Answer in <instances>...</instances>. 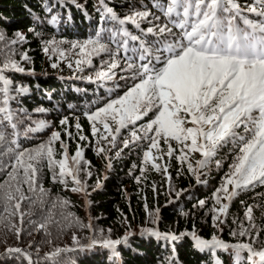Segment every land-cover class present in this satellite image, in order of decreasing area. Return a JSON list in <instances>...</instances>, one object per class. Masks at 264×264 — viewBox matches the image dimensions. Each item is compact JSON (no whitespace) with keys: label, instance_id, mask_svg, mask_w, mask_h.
I'll list each match as a JSON object with an SVG mask.
<instances>
[{"label":"snow or ice","instance_id":"snow-or-ice-1","mask_svg":"<svg viewBox=\"0 0 264 264\" xmlns=\"http://www.w3.org/2000/svg\"><path fill=\"white\" fill-rule=\"evenodd\" d=\"M68 3L86 18H92L77 0H45L43 11L50 16L36 15L34 23L37 26L60 24L59 8ZM123 6L128 10L122 14L109 0H96L94 9L98 20L92 36L74 42L55 37L42 39V51L50 58L67 61V66L78 73L94 68V60L99 59V70L94 77L83 78L101 86L111 82L112 87L107 92H117V95L85 115L91 122L92 135L99 134L97 144L104 141L116 148L122 130H129L127 138L121 137L123 148L115 153L117 157L123 149L138 147L147 141L144 164L151 162L156 171L167 173V166L162 169L156 161L171 157L177 151L171 143L175 141L182 163L189 153L200 154L201 159L195 161V167L191 162L187 164L188 171L199 181L209 161L221 149L231 148L233 160L217 189L215 204L218 207L212 209L213 220L222 224L221 217L227 216L235 197L264 186V0H137L135 3L127 0ZM0 23H3L2 18ZM28 31L37 38L44 37V32L35 27ZM27 41L28 36L19 30L9 36L0 29V173L4 174V179L0 180V204L8 213L7 219L15 221L12 228L17 239L25 231V217L31 214L24 206H43L47 202L48 192L42 183L45 169L53 183L67 187L71 180L75 185L71 189L73 192L87 193L81 173L92 177L91 164L84 159L83 149L78 145L76 152L69 156L68 145L61 139L60 131H52L47 141L34 148L22 147L21 137L27 139L29 134L53 127L48 120H39L32 122L35 126L29 124L21 130L20 126L30 116L25 109H19L18 114L11 107L12 101L30 92L27 86L14 85L11 74H35L34 69H27L22 63H32L28 51L20 50ZM64 44H68V48H62ZM69 51L75 54L74 60H69ZM58 66L57 62L51 64L53 68ZM122 87L124 91L119 94ZM57 108V105L37 107L35 111L50 113ZM145 117H148L145 123H138ZM59 124L64 127L68 139H73L68 130L69 118L62 117ZM6 126L12 129L10 134ZM75 128L79 140L86 141L87 137L80 134L81 125L76 123ZM161 140L167 145L166 150L161 148ZM57 142L62 149L60 153L55 148ZM108 150L103 146L97 149L101 154ZM153 150H156L155 155ZM108 161L110 168L111 157ZM215 163L221 166L220 160ZM137 182H140L139 177ZM99 187L98 181L96 188ZM51 203L55 209L66 207L69 202L57 198ZM204 204L205 201H199L200 207ZM253 212L254 206L249 205L245 212L248 226L241 225L238 233H232L247 237L248 242L232 244L215 235L204 239L195 231L162 233L155 228H146L141 234L167 242L173 253L175 243L187 236L200 251H232L235 264H240L244 252L250 264H264V246L256 247L260 231L256 230ZM156 213L158 218L159 209ZM62 215L65 220L73 216L71 213ZM49 220L55 222L54 217L46 218L37 225L38 229H46ZM85 227L92 225L89 223ZM134 235L129 231L122 238L112 239L101 234V238L93 236L86 245H81L74 235L73 243L78 249L56 248L39 259H34L31 252L21 247H7L0 255L26 261V264H41V260L51 261L65 251H86L100 246L119 258L120 246H129ZM35 252L39 256V248ZM169 264H176L175 256ZM215 264L222 262L217 258Z\"/></svg>","mask_w":264,"mask_h":264},{"label":"trees","instance_id":"trees-1","mask_svg":"<svg viewBox=\"0 0 264 264\" xmlns=\"http://www.w3.org/2000/svg\"><path fill=\"white\" fill-rule=\"evenodd\" d=\"M44 2L45 0H0V18L3 19V23H0V29H3L9 36H12L17 30L28 36V41L20 46V49L21 51H28L32 58V63L26 68L34 69V72L38 73L35 77L19 75L16 76L18 78L13 75L14 73L11 74L15 85H24L30 89L26 96L12 101L13 110L19 114V109H25L30 116L36 113L35 109L37 107L51 108L53 105H57L58 108L55 111L41 113L44 116H40V118L44 119L49 114L51 115V121L57 124L62 117L67 116L69 121L78 119V123L80 125L82 123L86 128L90 124L85 113L94 111L105 101L115 98L117 92L109 94L102 88L98 89L87 84L83 81L84 79H78L79 82H65L58 80L56 76H52L67 73L68 69L60 71L64 66L57 57L56 62L59 66L57 68L49 66L51 58L49 54L42 51V39L55 37L57 40L63 39L69 42L88 39L92 36L98 20V13L94 9L96 0H77L78 4H82L86 8L92 17L91 19L86 18L83 12L68 3L65 7L59 8L60 24L56 26L48 24L37 26L33 21L34 16L42 15L45 18L50 16V14L43 11ZM109 2L110 5H115L117 11L122 14L128 10L126 6L122 7V5H126L127 0H109ZM132 2L135 3L137 0H132ZM242 2H245V0H242ZM53 11L55 13L57 10L54 9ZM69 16L71 19L68 18ZM30 27L43 31L44 37L37 38L33 36L28 31ZM61 47L68 48V44ZM68 57L70 59L76 58L71 51L68 52ZM94 62L98 66L100 65L99 59L94 60ZM46 72L52 73V75L43 77L41 73ZM79 87L85 88L79 89ZM89 90H93L95 93H91ZM118 91L119 94H122L124 88ZM86 95L99 98L100 103H94L93 107L87 108ZM151 115L149 113V116ZM147 120L148 117H145L144 121L138 123H145ZM26 125L29 124L21 125V130ZM74 129L75 124L72 126L73 132L76 131ZM5 130L8 134L12 131L7 126ZM47 130L37 135V137L33 134H29L27 139L21 137L22 147L34 148L41 144L45 138L44 135L48 132ZM128 136L129 130L124 137L127 138ZM161 141V148L166 150L167 145L163 140ZM171 143L177 151L165 164L168 168L167 173H164L163 170L156 171L152 168L151 162L147 165L144 164L143 151L147 141H143L138 147L123 149L120 156L112 160V166L107 169L109 174L106 177L108 179L105 180L102 174L105 171L106 164L104 154H97L95 146L91 147L87 151L86 161L90 162L93 171L96 170L99 175L101 187L96 188L95 186L92 188L90 178L80 177L86 182L88 190V207L86 209L83 198L77 192L71 190L75 187L72 182L69 181L68 192L64 191L57 183L52 182L47 169H45L43 177L45 189L53 191V194L62 195L70 204V213L74 215V218L82 220L80 244H88L93 236L99 239L101 234L112 239L122 238L128 232H126L128 229L131 231L137 227H145L142 225H151L153 211L156 212L157 208L161 213L159 226L163 232L171 231L180 234L195 231L197 235L204 239H211L213 235H218L232 244H234L233 242H248L247 237L238 234L233 235L232 233H238L241 225L248 226L245 212L247 207L252 205L254 206V222L257 230L260 231V238L256 242V247L264 246V186H257L255 189L242 192L230 202L227 216L221 218L224 220L222 223L223 230H218L221 223L213 220L215 214L212 211L214 207L212 203L215 200L217 189L220 188L225 174L229 171V165L232 163L231 148L221 149L217 156L210 160L207 167L202 170L203 174L200 176V180L197 181L196 176L188 171L187 164L191 162L195 167L196 158L198 156V159L201 158L200 154L195 153V156L191 157L192 160L187 159L182 163L178 159L180 155L179 145L175 141ZM121 148H123V144ZM153 153L155 155V150H153ZM216 160L221 161V166L217 167ZM156 162L159 164L162 162L163 165L162 160ZM142 169L144 170L143 174ZM167 175L171 177L170 180ZM138 177L140 178L139 183L137 182ZM3 179L4 174L0 173V180ZM92 184H95V179ZM93 189L96 190L93 191ZM177 193H180V195L177 196ZM222 194L220 193V195ZM201 200L205 201L203 207L199 206ZM39 213V211L32 210L31 214L26 217V219L29 217L31 219L23 226L25 231L20 239H17L14 245L8 247H21L27 250L30 239L35 238V244L31 251L34 253L36 248L40 250L47 249L48 241L40 243L46 232L52 229L56 231L63 230L64 228L70 230V232L73 230L66 228L68 221L60 213L54 211L45 218H42ZM7 216L8 213L4 211L3 204H0V232L4 234L10 230L15 232V229L12 228L13 222L9 221ZM49 217H54L55 222L49 220L46 229H38L37 225L45 222L46 218ZM89 223L92 225L89 228L92 233L90 238L88 237V227H85ZM52 225H55V228H52ZM133 233L135 235L130 238L129 246H120L122 251L119 258H114L110 250L97 246L86 251L63 252L56 264H121V261L122 264H169L173 256L176 257V264H215L217 258L222 264H235V255L232 251L224 252L219 249L215 252L211 250L200 251L194 246V241L187 236L175 243V253H173L172 246L167 242H158L155 238L148 237L146 234L142 235L138 229ZM66 242L56 243L51 251L56 248L79 247L71 243L69 238L66 239ZM64 243L66 245H62ZM5 247H7L6 241L0 236V251ZM241 257L240 264H250L246 252L242 253ZM0 264H26V261L0 255Z\"/></svg>","mask_w":264,"mask_h":264},{"label":"rangeland","instance_id":"rangeland-1","mask_svg":"<svg viewBox=\"0 0 264 264\" xmlns=\"http://www.w3.org/2000/svg\"><path fill=\"white\" fill-rule=\"evenodd\" d=\"M0 47H2V45H0ZM21 50V49H20ZM0 59H2V56H0ZM16 59H19V56H16ZM75 58H72V59H70L69 58V60H74ZM61 60V62H62V65L64 66V68L62 67V70H60V71H64V69H68V71H67V73H59V74H54V75H52V73L51 74H49V72H46V73H41V75L43 76V77H49V76H56L57 77V79L58 80H60V81H65V82H67V81H71V82H73V81H75L76 79H80V80H87V79H85V78H83V77H87V76H89V75H92L93 77H94V73H95V71L96 70H99V66H98V64L96 63V62H94V65H95V67L94 68H89V69H86L83 73H78V72H75L74 71V68H69L68 66H67V61H64L63 59H60ZM50 62H51V64L53 63V62H56V57H51V59H50ZM23 63V66L26 68V66H29V64L28 63H26V62H22ZM51 64L49 65V66H51ZM35 74L34 75H32V74H21V73H12L15 77L16 76H19V75H23L24 77H28V76H30V77H35L38 73H36V72H34ZM16 78H18V77H16ZM88 81V80H87ZM121 83H123V82H121ZM15 85V84H14ZM109 87H112V83L111 82H109ZM123 88V87H122ZM121 88V89H122ZM94 101H95V98L94 99H91V101H88V104H89V106H93V104H94ZM97 101V100H96ZM11 107L13 108V105H12V102H11ZM40 116H44V114H41V113H38V112H36L35 114H31L30 115V119H25L24 120V124L26 123V124H32V126H35L32 122L33 121H39V120H48L52 125H53V127L52 128H49L47 131V133L44 135V140H42L43 142H45V141H47L48 140V138H49V136L51 135V132L52 131H60L61 132V139L62 140H64L66 143H67V145H68V153H69V156H71V155H73L75 152H76V150H77V146L79 145L82 149H83V153H84V159L86 160V155H87V151L91 148V147H93V146H95V149H96V151H97V149H98V147H100V146H103V147H105L106 149H109L108 151H106V153H103L104 154V157H105V161H106V164H105V171H103L102 172V174H103V176H104V180L105 179H108L107 177H106V175H108L109 173L107 172V169H109V167H108V163H109V161H108V157H111V165H112V160L113 159H117V156L115 155V153L117 152V151H119L120 149H121V147H122V142H121V137H124V135L126 134V133H128V129H124V130H122V132H121V137H118L117 138V141H116V148H111V146L110 145H108L106 142H104V141H100V143L99 144H97V141L99 140V134L97 135V136H93L92 135V125H91V122H89V124H90V126H87L86 128H85V126H83L82 125V123H81V127H82V132L80 133L81 135H84V136H86L87 137V140L86 141H81V140H79V138H78V135H77V130H76V128L74 129V130H76V131H74L73 132V130H72V126H73V124H75L76 125V123H78V119H73V120H71V121H69V128H68V130L69 131H71L72 132V134H73V139H68V137L65 135V129L64 128H62V126L59 124V123H57V124H54L52 121H51V115H49V114H47V116H46V118H44V119H42V118H40ZM21 118H23V117H21ZM89 121V120H88ZM55 125V126H54ZM63 129V130H62ZM101 132H103V129L101 128ZM40 133H42V132H40ZM40 133H32L34 136H36L37 137V135H39ZM42 141H40V142H42ZM42 142V143H43ZM162 142V141H161ZM161 145V144H160ZM57 147V148H56ZM55 148H56V151H57V153H60L61 151H62V149H61V146H60V144H59V142H57L56 143V145H55ZM185 151H187V150H185ZM97 154H101V153H98V151H97ZM155 154H156V150H155ZM192 156H195V153H189V155H188V160H192ZM60 157H59V155L57 156V159H59ZM199 158V156L196 158L197 160H199L198 159ZM169 159H170V157H168V156H165L164 157V159L162 160L163 161V165H162V162H161V165H162V169H163V166L165 165V164H167L168 162H169ZM201 159V158H200ZM167 166V165H166ZM84 167L85 168H88V166L87 165H84ZM91 172H92V177L90 178V180H91V185H92V188H94L96 185H97V182L99 181V175L97 174V172H96V170L95 171H93V169L91 168V166H90V169H89ZM48 172V171H47ZM48 175H49V177H50V173H48ZM81 176H85V178H88L84 173H81ZM168 176V175H167ZM43 177H44V175H43ZM43 177H42V183H43V187L45 188V186H44V179H43ZM169 177V176H168ZM51 179V178H50ZM95 179V184H92V181ZM70 182H71V180H69ZM70 182L68 183V186L67 187H65L64 185H62V184H60V183H57L58 185H59V187H61L64 191H67L68 192V188H69V185H70ZM86 187H87V185H86ZM47 190V192H48V197H47V202H46V204L45 205H43V206H40V205H36V206H29V205H25L24 207H25V209L28 211V212H32V210H35V211H39L40 213V216L42 217V218H45V217H47L48 215H49V213H51V212H54V211H56V212H58V213H60V215L61 216H63L62 215V213H64V214H67V213H70V209H69V206H70V204L68 203V205L66 206V207H63V208H61V207H57V208H55V209H53L52 208V201H54V200H56L57 198H60V199H62V200H65L63 197H62V195H60V194H56V193H54L53 194V191H51V190H49V189H46ZM88 191V190H87ZM77 194H79L80 195V197L81 198H83V202H84V204H85V209L88 207V194L87 193H85V192H79V191H77ZM224 196V194H222L221 195V197H223ZM225 202H227V201H225ZM213 204V206L214 207H218V205H216L215 204V200H214V202L212 203ZM213 207V208H214ZM158 209V208H157ZM229 210V209H228ZM213 214H215L214 212H213ZM160 215H161V213H160V210H159V213H158V218H157V213L155 212V211H153V215H152V218H153V220H152V224L150 225V224H148V225H142V226H145V227H137V228H135V229H133V228H130V229H133V230H131V232L133 231V232H135V230H137L138 229V231H139V233H142L143 232V230L144 229H146V228H155V229H157V230H159L160 232H162V233H174V232H171V231H167V232H163V231H161V229H160V226H159V218H160ZM27 217V216H26ZM26 217H25V221H24V225H25V223L26 222H28L29 221V219H31V217H29V218H27L26 219ZM73 217H74V215L72 216V217H69V219L67 220L68 221V225H66L67 227L66 228H70V229H73V230H71V232H70V230H66L65 228L63 229V230H58V231H56L55 229H52L51 231H48V232H46L45 234H44V238H42L41 240H40V243L42 244V242L43 243H46L47 241H48V247H47V249L46 248H44V249H39V256H37V254H36V252H34V253H32L31 251H32V247L34 246V244H35V238H33V239H30V244L29 245H32V247L31 248H29V246H27V251H29V252H31L32 254H33V258L34 259H39V258H42V257H44L45 256V254L47 253V252H50L51 251V249L55 246V244L56 243H62V242H66V239L67 238H69L70 239V242L71 243H73V236L75 235V236H77L78 238H79V240H80V237H82V225H81V219H79V218H75L74 220H73ZM221 218H225V217H221ZM10 221V220H9ZM13 223L15 222L14 220L12 221ZM23 225V226H24ZM56 225V224H55ZM55 225H52L51 227L52 228H55ZM218 230H223V227H222V224H220L219 225V227H218ZM256 230H257V228H256ZM88 231H89V238L92 236V233L90 232V230H89V228H88ZM129 232V229L128 230H126V232ZM184 233V232H183ZM177 234V233H176ZM0 236L6 241V244H7V247L8 246H10V245H14L15 244V241L17 240V237H15V234H14V232L13 231H8L7 233H1L0 232ZM219 239H222L223 241H225L223 238H221L220 236H218V235H216ZM226 242V241H225ZM66 243H68V242H66ZM66 243H64V244H62V245H66ZM81 243V242H80ZM227 243H229V242H227ZM234 244L235 243H238V242H233ZM40 244V245H41ZM74 244V243H73ZM75 246H76V244H75ZM7 247H5L3 250L5 251V249L7 248ZM64 248H67V247H64ZM74 249H78V247H76V248H74ZM3 250L2 251H0V253H2L3 252ZM65 252H72V251H65ZM4 253V252H3ZM60 255L61 254H59L58 256H56L53 260H51V261H44V260H41V264H56V262H58V260H59V257H60Z\"/></svg>","mask_w":264,"mask_h":264}]
</instances>
